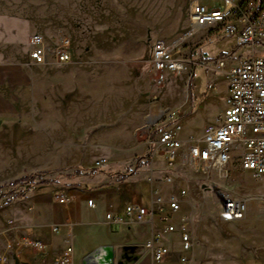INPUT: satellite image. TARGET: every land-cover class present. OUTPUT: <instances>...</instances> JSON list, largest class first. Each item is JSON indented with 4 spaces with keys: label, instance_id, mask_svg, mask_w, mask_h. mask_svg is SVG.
I'll use <instances>...</instances> for the list:
<instances>
[{
    "label": "rangeland",
    "instance_id": "374dc122",
    "mask_svg": "<svg viewBox=\"0 0 264 264\" xmlns=\"http://www.w3.org/2000/svg\"><path fill=\"white\" fill-rule=\"evenodd\" d=\"M106 1L105 8L86 10L80 33L75 28L73 0H0V66L15 64L19 70L17 78L11 69L0 72L4 96L0 104V184L37 169L74 165L102 164L110 171L124 172L143 156L141 162L148 163L127 181L150 178L170 189L164 200H178L179 209L168 212L164 202L163 212L171 222H184L192 235L190 264H218L213 260L221 253L233 256L251 246H257L258 264H264V175L254 176L237 166L223 179L212 169L195 173L183 165L152 172L146 154L152 155L155 146L142 130L148 108L157 105L178 113L169 124L163 121L158 126L175 129L181 139L200 136L204 125L215 122L225 107L226 76L212 69L217 56L236 48L231 53L235 58L264 57V47L237 46L233 33L209 31V27L188 36V26L186 32L176 34L178 24L187 22L186 0H161V6L159 0ZM28 29L27 37L39 33L49 44L69 38L71 60L32 63L27 43L14 45L9 36H21ZM156 39L176 41V55L187 61L180 73L165 70L161 84L154 82L150 62ZM151 135L154 138L156 132ZM96 178L61 179L49 186L57 190L72 187L67 185L72 182L92 185L107 177ZM45 186H36L26 198ZM175 190L186 194L175 196ZM217 190L247 200L245 220L221 219L214 195ZM61 195L58 190L53 196ZM24 200L6 204L0 199V214H14V205ZM143 203L148 204L145 199ZM6 221H14V216ZM230 264L250 263L232 259Z\"/></svg>",
    "mask_w": 264,
    "mask_h": 264
},
{
    "label": "built area",
    "instance_id": "2783aa9c",
    "mask_svg": "<svg viewBox=\"0 0 264 264\" xmlns=\"http://www.w3.org/2000/svg\"><path fill=\"white\" fill-rule=\"evenodd\" d=\"M187 3L188 36L200 28L209 27V31L233 33L237 46L264 47V0H187ZM26 43L29 59L34 64H63L71 60L70 40L67 37L49 44L41 34L33 33L27 37ZM177 46L176 42L167 43L163 39L153 42L150 62L156 84L164 82L165 70L180 73L186 69L187 61L175 53ZM212 69L226 76L225 107L215 122L204 125L201 136L181 139L175 129L165 127L166 124L158 126L163 121L169 124L178 113L157 105L148 108L142 130L147 134L149 144L155 146L154 150L164 149L168 166H174L179 159V162L194 169H212L222 179L229 175L234 166L250 171L254 176L264 175V57L252 55L235 58L228 54L217 58ZM154 131L156 136L153 138L151 134ZM180 193L184 194L185 191L181 190ZM220 197V213L224 220L238 221L246 217L247 200L225 191H220ZM57 199L59 202L67 200L63 195ZM152 203L156 206L150 209L128 203L123 208V215L107 213L106 218L143 222L153 217L154 213L163 212L164 200L161 196L154 195ZM87 204L94 207L92 200H88ZM167 204L168 212L179 209L178 200L172 197ZM161 219L168 221L169 217L163 212ZM179 227L182 249L191 252L192 235L186 230L184 222ZM166 229L172 232L175 226L167 224ZM24 242L39 251L47 248L39 240L25 238ZM145 248L156 262H161L169 252L166 247L155 245L153 239L145 243ZM71 253L72 248L68 245L54 262L69 264ZM179 262L188 264L189 256L180 255Z\"/></svg>",
    "mask_w": 264,
    "mask_h": 264
},
{
    "label": "crops",
    "instance_id": "0c3cea01",
    "mask_svg": "<svg viewBox=\"0 0 264 264\" xmlns=\"http://www.w3.org/2000/svg\"><path fill=\"white\" fill-rule=\"evenodd\" d=\"M73 3L76 10L75 28H78L80 33L83 31V19L88 8H105L109 5L106 0L104 2L73 0ZM159 3L161 6V0H159ZM184 17L187 22L184 21L182 25L178 24L176 34L186 32L189 26L187 14ZM13 21L17 25L20 23L16 17ZM1 32H3L2 27H0V38L3 36ZM28 32L29 29L18 37L9 35L10 40L14 38V45L19 41L26 45ZM0 68H2L0 72L11 69L15 73L14 77H18L19 70L15 64L14 67L3 65ZM3 98V82L1 79L0 104ZM145 119L143 123H145ZM156 155L159 157L156 158ZM150 159L152 172H157L166 166H189L179 162V159L175 161L174 166H168V158L164 149L161 148L154 150ZM190 168L195 173L205 172ZM98 175H104L107 178L103 181H96L92 185L61 187L57 190L46 185L45 188H40L38 193L30 198H23L26 200L14 205V214L8 211L1 213L0 264H57L54 260L62 254L64 248L68 245L72 248L69 264H180L179 256L182 254L189 256L188 264H190L191 252H185L182 249L180 223L171 222L170 219L163 221L161 219L162 211L154 213L153 217H148L143 222L126 218L121 221L106 218L107 213L123 215V208L128 203L145 206L148 209L152 206L155 207L156 205L152 203L153 196L157 194L163 200L168 198L170 191L168 187L159 182H153L150 178H131L127 181L128 177L124 181H117L115 177L101 173L89 179L93 180ZM166 188H168V191ZM58 190L67 198L65 202L54 199V192ZM185 194L186 192L181 194L175 190V196L182 197ZM214 195L221 207L220 190L215 191ZM144 199L148 202L147 205L143 203ZM88 200H92L94 207L87 204ZM164 202L167 201L164 200ZM13 216L14 221L10 223L6 221ZM221 219L223 218L221 217ZM245 219L246 217L238 221ZM167 224H174L175 230L168 231L166 229ZM25 238L44 242L47 246L46 250H36L24 242ZM150 239L154 240L155 245H162L169 251L161 262H156L150 251L145 248V243ZM259 253L257 246H251L250 250L248 249L245 253H234V258H232V255L227 256V254L222 255L221 253L219 258L214 259L213 262L230 264V261L234 259L237 263L258 264ZM261 255L264 258L263 252H261ZM239 258L240 261L238 262ZM241 258L246 259L245 262Z\"/></svg>",
    "mask_w": 264,
    "mask_h": 264
},
{
    "label": "trees",
    "instance_id": "16d2710c",
    "mask_svg": "<svg viewBox=\"0 0 264 264\" xmlns=\"http://www.w3.org/2000/svg\"><path fill=\"white\" fill-rule=\"evenodd\" d=\"M235 49L231 50L230 52H223L219 56H217V58L234 53L236 51ZM146 155L148 156L149 160L151 157V153L148 152ZM142 157L143 156L136 158L133 166L124 172L118 170L110 171L102 164L91 167L74 165L71 167L37 169L18 178L12 179L8 182L1 183L0 199H4L5 203L8 204L14 200L26 198L27 195L32 192L36 186L55 185L58 184L61 179L74 181L75 179L81 177L91 178L99 173L113 176L117 181H124L128 177L132 176L137 170H139L141 165L148 163L141 162ZM67 185L72 187L79 186L78 184H75L73 182Z\"/></svg>",
    "mask_w": 264,
    "mask_h": 264
}]
</instances>
